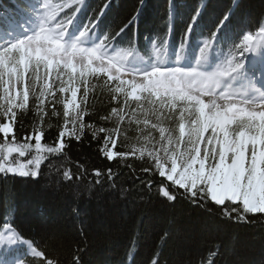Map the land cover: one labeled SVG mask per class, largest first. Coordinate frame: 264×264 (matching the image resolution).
<instances>
[{"label":"trees","instance_id":"trees-1","mask_svg":"<svg viewBox=\"0 0 264 264\" xmlns=\"http://www.w3.org/2000/svg\"><path fill=\"white\" fill-rule=\"evenodd\" d=\"M24 1L0 0V11L13 13ZM50 5L63 26L97 24L106 42L144 57L153 42L175 49L199 38L227 51L245 33L264 29V0ZM115 107L91 92L70 108L0 113V127L6 119L12 124V136L0 137V144L13 140L27 151L40 139L51 150L38 158L36 176L0 169V228L9 225L42 256L25 264H264V214L213 204L197 191L172 189L162 197L151 184L159 180L150 157L111 121Z\"/></svg>","mask_w":264,"mask_h":264},{"label":"rangeland","instance_id":"rangeland-1","mask_svg":"<svg viewBox=\"0 0 264 264\" xmlns=\"http://www.w3.org/2000/svg\"><path fill=\"white\" fill-rule=\"evenodd\" d=\"M35 1L21 7L17 14L0 13V113L9 116L27 106L41 108L54 104L70 108L87 93L97 92L116 105L110 117L122 136L130 137L137 152L147 154L154 163L152 170L159 182L151 184L162 197H168L172 189L197 191L213 204L239 206L244 211L246 207L248 213L264 214V183L246 206L240 203L242 197L232 199V194L218 184L213 187L212 178L217 175L221 161L232 164L238 151L233 141L226 148L222 134L214 130L210 120L201 117L199 97L229 102L230 92L223 91L222 86L231 77L229 80L250 84L244 88L247 92L243 88L238 90L239 97L235 98L238 105L245 102L257 110L264 109V87L258 83L261 70L264 74V31L245 35L234 56L218 57L210 65L207 52L199 54L203 50L200 41L198 49L187 47L183 54L166 52L157 56L156 50L150 63L136 54L105 45L88 33L76 35L82 45L76 43V36L71 40L78 46L91 48L93 45L89 46L85 38L96 50L78 48L71 40L63 43L73 32L59 29L55 16L45 7L46 0H41L40 5V0ZM248 36L252 39L246 41ZM93 61L105 65L113 75L105 69H93ZM199 62L208 63V69L204 63L206 76L191 69ZM187 63L194 65L183 68L182 64ZM229 114L236 117L226 126L231 140L240 133L261 140L260 147H247L244 168L246 173L254 170L257 177L264 176V118L242 108ZM11 136L12 124L6 119L0 127V137ZM39 141L27 151L13 140L0 144V169L19 176H36L42 164L38 158L51 152ZM258 155L262 156L259 164ZM221 200H226L225 204L218 203ZM18 247L23 246L17 244ZM18 251L21 256H14L13 263L18 258L20 261V257L21 262L26 256L39 258L26 247Z\"/></svg>","mask_w":264,"mask_h":264},{"label":"bare ground","instance_id":"bare-ground-1","mask_svg":"<svg viewBox=\"0 0 264 264\" xmlns=\"http://www.w3.org/2000/svg\"><path fill=\"white\" fill-rule=\"evenodd\" d=\"M78 36H76V43L82 45V41L77 38ZM263 41H264V35H263ZM253 43V42H252ZM80 59V58H78ZM255 64V63H254ZM103 65V64H102ZM100 64V62L98 61H93L92 63V68L96 69V70H102L105 69V71L109 74V75H113V73L106 67L102 66ZM193 69H195L198 73H205L206 72V68H205V64L204 63H200L198 65H194L192 67ZM264 72V69H263ZM258 83L259 85H262L264 87V74H261V76H259L258 78ZM245 87H249V85L247 84V82H245V84H241L238 81H234V79H231L227 82H225L224 86H223V90H226L228 92H230V96H231V100L229 102H216L214 101L213 98H210L208 96H199L202 100V107H201V117L203 119H206V121L211 122L214 130L220 134H222L223 136V141L225 144V147L227 148V145L229 143H232L231 141H233L232 144L235 145V148L238 151V155L242 156V167H244L245 162H246V150L248 146H261L262 142L261 140H255L252 137H249L248 135L244 134V133H240L238 135V137L235 140H231L228 137V132H227V125H230L234 122L236 117H232L229 112L232 111L233 109L237 108V109H244L246 110L248 113L250 114H255L258 115V117H263L264 118V109L263 110H257L256 107H251L248 106L247 103L245 102H241V105H238L237 102H235V98L239 97L238 93V88H245ZM246 91V89H244ZM248 100L250 99L249 96L246 97ZM240 101H243V98H240ZM230 145V144H229ZM237 156L234 158L233 163L236 161ZM262 160V156L258 155V164L260 163V161ZM216 191V190H215ZM14 233L10 228H4L1 232L0 235V246L1 247H5L8 246L9 249H17L16 246L17 244H19L20 246L26 247L33 255L37 254L35 250L32 249V247L27 244L24 243L18 236L16 239H14L13 241H8L5 240L7 236H9L10 234ZM18 255V254H17ZM16 256V255H15ZM18 258V257H17ZM16 262H20L19 258L16 259L13 263V257L4 260L3 258H0V264H16Z\"/></svg>","mask_w":264,"mask_h":264},{"label":"snow or ice","instance_id":"snow-or-ice-1","mask_svg":"<svg viewBox=\"0 0 264 264\" xmlns=\"http://www.w3.org/2000/svg\"><path fill=\"white\" fill-rule=\"evenodd\" d=\"M82 0H77V3H81ZM215 35V33H214ZM252 37L248 36L247 40H251ZM209 41L208 43H210ZM247 50V48H245ZM241 67V65H237ZM242 156L238 155L236 161L232 164H224L223 160L221 161L220 168L217 169V175L212 178L213 187L218 184L219 187L223 190L232 194V199H239L242 197L241 204L247 205L253 198L258 194V188L261 183H264V176L257 177L254 174V170H248L245 172V168L242 167ZM226 200L218 201V203L225 204ZM231 202V201H229ZM236 208H233L232 211H236ZM224 213L228 216H231L232 212L228 211L226 208L223 209ZM246 214V207H245ZM244 218L243 216L241 217ZM17 238L16 233H12L6 237L5 240L13 241Z\"/></svg>","mask_w":264,"mask_h":264},{"label":"water","instance_id":"water-1","mask_svg":"<svg viewBox=\"0 0 264 264\" xmlns=\"http://www.w3.org/2000/svg\"><path fill=\"white\" fill-rule=\"evenodd\" d=\"M162 195L164 196L165 195V192H163Z\"/></svg>","mask_w":264,"mask_h":264},{"label":"clouds","instance_id":"clouds-1","mask_svg":"<svg viewBox=\"0 0 264 264\" xmlns=\"http://www.w3.org/2000/svg\"><path fill=\"white\" fill-rule=\"evenodd\" d=\"M81 35H83V33H81Z\"/></svg>","mask_w":264,"mask_h":264}]
</instances>
